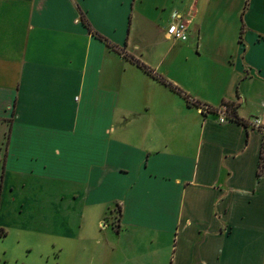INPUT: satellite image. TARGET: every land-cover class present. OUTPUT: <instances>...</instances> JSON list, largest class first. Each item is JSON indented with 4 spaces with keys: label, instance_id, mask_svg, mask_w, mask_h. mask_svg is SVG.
Returning a JSON list of instances; mask_svg holds the SVG:
<instances>
[{
    "label": "crops",
    "instance_id": "0c3cea01",
    "mask_svg": "<svg viewBox=\"0 0 264 264\" xmlns=\"http://www.w3.org/2000/svg\"><path fill=\"white\" fill-rule=\"evenodd\" d=\"M166 1L0 0L4 236L8 218L86 263L264 264V0ZM233 102L246 125L197 109Z\"/></svg>",
    "mask_w": 264,
    "mask_h": 264
},
{
    "label": "rangeland",
    "instance_id": "374dc122",
    "mask_svg": "<svg viewBox=\"0 0 264 264\" xmlns=\"http://www.w3.org/2000/svg\"><path fill=\"white\" fill-rule=\"evenodd\" d=\"M149 4L159 8L161 4L167 2L162 0H148ZM154 11V10H153ZM157 14L159 12L157 11ZM156 14V15H157ZM167 29V28H166ZM169 39V38H168ZM169 41H174L169 39ZM167 45H168V41ZM166 42L162 43L165 44ZM182 42V41H177ZM112 210V209H111ZM9 225V231L6 236L0 238V264L4 259L7 260L6 264H96L83 262L82 255L80 252L76 254L75 260L72 258V253L67 247H63V250H59L58 246L52 248L50 245H43L41 239L38 236L28 234H19L20 231L16 230L11 225V219H5ZM105 221V220H104ZM103 221V222H104ZM110 221V219H109ZM108 223V222H107ZM88 228L92 227L91 223L88 222ZM101 227V224L98 225ZM106 230V229H105ZM18 236H22L20 243H16ZM81 242V239H80ZM57 243H60L57 241ZM100 248L99 251L100 252ZM4 253V254H3ZM162 264H165V260H159ZM5 262V261H4Z\"/></svg>",
    "mask_w": 264,
    "mask_h": 264
},
{
    "label": "built area",
    "instance_id": "2783aa9c",
    "mask_svg": "<svg viewBox=\"0 0 264 264\" xmlns=\"http://www.w3.org/2000/svg\"><path fill=\"white\" fill-rule=\"evenodd\" d=\"M166 34L169 39L174 41H187L189 36L188 25L185 21H183L179 14H172L171 21L169 22L166 29ZM197 109L199 110V113L203 115L212 112L215 113L218 116V121L220 123L230 119L228 107L226 105H222L214 110L206 105H197ZM250 125L262 130L264 133V122L260 118H253Z\"/></svg>",
    "mask_w": 264,
    "mask_h": 264
},
{
    "label": "trees",
    "instance_id": "16d2710c",
    "mask_svg": "<svg viewBox=\"0 0 264 264\" xmlns=\"http://www.w3.org/2000/svg\"><path fill=\"white\" fill-rule=\"evenodd\" d=\"M82 21L87 26L89 31H91L93 33V35H95L99 39L105 40L97 32H94V31L91 30V27L89 26L88 22L83 17H82ZM111 47L116 48L113 45H111ZM130 58L138 67H140L141 69H143L147 73H150V71L145 67V65H143L141 62H139L138 60H136V59H134L132 57H130ZM167 84L169 85L170 88H172V89L176 90L178 93L182 94V92L178 88L174 87L170 83H167ZM185 97H187V96L185 95ZM238 105H239V102H233V103L227 104L228 112H229V115H230V120H234V121H236L238 123H242V124L246 125L247 122H245L244 120L239 118L237 116V114H236V108L238 107ZM256 175H257V177L264 176V138H263V141H262L261 147H260L259 163H258ZM119 214H120V208L116 207L115 217L112 220L113 226H115V224H116L115 220L118 219ZM4 235H5V231L2 228H0V236H4Z\"/></svg>",
    "mask_w": 264,
    "mask_h": 264
}]
</instances>
